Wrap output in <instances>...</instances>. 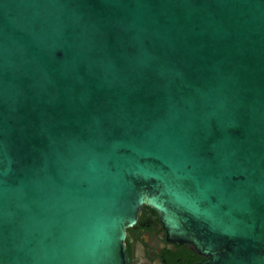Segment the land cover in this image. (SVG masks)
<instances>
[{"label":"water","instance_id":"95a60500","mask_svg":"<svg viewBox=\"0 0 264 264\" xmlns=\"http://www.w3.org/2000/svg\"><path fill=\"white\" fill-rule=\"evenodd\" d=\"M142 207L264 264V0H0V264H129Z\"/></svg>","mask_w":264,"mask_h":264},{"label":"flooded vegetation","instance_id":"af4514ba","mask_svg":"<svg viewBox=\"0 0 264 264\" xmlns=\"http://www.w3.org/2000/svg\"><path fill=\"white\" fill-rule=\"evenodd\" d=\"M127 235L129 264H196L203 260L189 244L166 239L155 212L147 207L139 210L136 224Z\"/></svg>","mask_w":264,"mask_h":264}]
</instances>
